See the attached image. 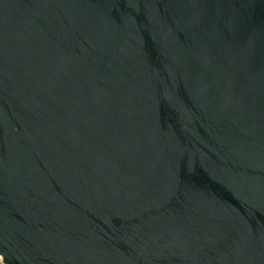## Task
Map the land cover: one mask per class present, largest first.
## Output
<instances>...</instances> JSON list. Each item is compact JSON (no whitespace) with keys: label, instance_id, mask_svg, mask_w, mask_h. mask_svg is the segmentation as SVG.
I'll return each instance as SVG.
<instances>
[{"label":"water","instance_id":"water-1","mask_svg":"<svg viewBox=\"0 0 264 264\" xmlns=\"http://www.w3.org/2000/svg\"><path fill=\"white\" fill-rule=\"evenodd\" d=\"M3 264H264V0H0Z\"/></svg>","mask_w":264,"mask_h":264},{"label":"rangeland","instance_id":"rangeland-1","mask_svg":"<svg viewBox=\"0 0 264 264\" xmlns=\"http://www.w3.org/2000/svg\"><path fill=\"white\" fill-rule=\"evenodd\" d=\"M0 264H3V262L1 261V258H0Z\"/></svg>","mask_w":264,"mask_h":264}]
</instances>
